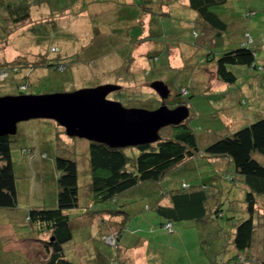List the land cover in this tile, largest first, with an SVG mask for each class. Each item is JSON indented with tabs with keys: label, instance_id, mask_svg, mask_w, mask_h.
Wrapping results in <instances>:
<instances>
[{
	"label": "rangeland",
	"instance_id": "374dc122",
	"mask_svg": "<svg viewBox=\"0 0 264 264\" xmlns=\"http://www.w3.org/2000/svg\"><path fill=\"white\" fill-rule=\"evenodd\" d=\"M62 1H67L68 8L50 10L48 7H36L29 22L64 17L70 23L67 24L69 31L77 34L75 41L63 40V30L58 26L61 23L56 19V22L47 25L50 31L39 26L36 34L31 33L29 40L41 38L43 48L33 46L25 37L29 35L25 24L12 30L9 25L3 28L6 21L0 19V31L3 34L7 32V36L0 39V62L15 59L23 62L17 65V69L8 68L7 74H4L5 69L1 70L0 96L18 94L21 83L29 84L25 85L23 92L32 94L73 91L114 83L140 90L139 101L133 104L153 109L162 102L151 87L154 78H158L170 88L171 93L166 100L169 107L186 105L190 109L188 122L197 134L202 149L264 118V70L260 69L264 65V0H232L224 7L215 8V11L227 16L228 23L231 21L230 30L223 34V45L222 38L216 43L214 32L205 29V24L197 20L188 0H166L170 11L166 12L170 14L162 12L164 10L158 5L160 0H149L148 4H144V0H80L79 4L77 0ZM64 5L60 4L61 7ZM150 5L158 11L147 12L144 23L133 20L138 18L134 16L148 11ZM250 8H256L258 12L247 17L245 14ZM0 11L3 17L2 8ZM246 32L255 38L249 44L257 50L259 68L252 70L248 66L234 65L232 68L238 76L237 81L223 82L216 76L214 62H208L205 54L212 48L217 52L216 56H220L224 51L241 45V38ZM54 44L59 47L58 52H53ZM149 49L155 51H150V54L159 57L149 77L151 82L139 72L148 68V60L152 61V57L145 54ZM126 62L122 72L124 77L118 78V68ZM23 64L29 67H20ZM59 64H62L61 68H57ZM114 92L108 98L122 102V98ZM171 133V128L161 130L162 136H170ZM88 148L87 139L68 136L55 120L40 118L18 124V131L13 136L12 153L20 192L19 203L13 209L0 208V264H44V253L39 252L43 251L40 243L30 241L33 234L26 212L32 207L43 208L54 204L56 182L53 164L56 156L61 154L75 158L79 165L80 205L69 211L75 216L73 238L64 244L66 257L73 264H104V260L98 257L99 252L110 256L111 263L108 264H127L117 257V252L124 253V248L118 249L120 240L128 246L143 243L142 239L138 241L137 235L150 241L146 259L143 255L141 260L135 257L134 264H218L232 255H238L236 249L235 253H230L232 228L248 214L244 202L245 184L232 161L202 152L163 180L164 186L175 188L180 187L183 180L201 184V178H205L210 184L209 192L214 194L211 200L214 209L220 206L224 210V215L217 219L198 223L174 221V226L167 228L159 223L161 218L149 206L156 196L152 193L149 196L148 189L155 188L156 184L145 183L129 191V194L119 195L116 202H95L89 188L91 170ZM254 156L264 164L263 154L256 152ZM257 198V227L251 248L239 253L241 264H260L264 260V195ZM102 208H111L113 212L111 215L101 214V211L92 213ZM123 220L124 229L118 239L117 234L107 237L116 222L119 225Z\"/></svg>",
	"mask_w": 264,
	"mask_h": 264
},
{
	"label": "trees",
	"instance_id": "16d2710c",
	"mask_svg": "<svg viewBox=\"0 0 264 264\" xmlns=\"http://www.w3.org/2000/svg\"><path fill=\"white\" fill-rule=\"evenodd\" d=\"M79 1L77 0L78 4ZM231 1L189 0V5L197 12L200 22L205 24L204 28L214 32L216 43L219 38H222V45L224 43L223 34L227 30H230L231 21L228 23L229 19L226 18L227 16H223L219 11H215V8L224 7ZM66 2L62 0H0V10L2 8L4 12V16L1 17L2 15H0V19L3 18L6 21H4L6 25L2 26L5 28L9 25V29L14 30V27L24 26L25 24L26 32L27 30L29 31V35L25 37L29 40L32 37L31 33L36 34L39 26H43L47 31H50L47 25L51 22H56V19H58L62 25L58 26L63 30V40L75 41L74 37L77 40V34L69 31L67 24L70 23H67L68 20L64 19V17H52L44 21L29 22L31 21L34 8L48 7L50 10H54L58 7L60 10H64L68 8ZM136 2L134 3L136 4ZM61 3L65 4L64 7L60 6ZM145 3L148 4L149 0H144ZM166 4H168L166 0H160L158 5H160V9L164 10L163 7ZM136 6L140 5L137 4ZM154 7L150 5L148 11L144 10L139 16H134L138 18L133 20L138 21V23H144L147 12H151L153 9H155L154 11H158ZM247 11L251 12L250 14L246 12L245 15L247 17H252L257 13L252 10ZM162 12L170 14L166 10ZM151 20L155 19L151 17ZM28 22L29 24H27ZM6 33L3 34L0 31V39L6 37ZM22 34L24 33L22 32ZM40 39L38 37L29 41H31V45L43 48ZM241 40V45L224 51L220 56H216L217 52H214L212 48L205 54L208 62H214L216 76L223 82L235 83L237 81L238 76L232 68L234 65L248 66L252 70L259 68L256 59L257 50L249 44L254 42L255 38L249 32H246ZM232 41L237 43L235 40ZM214 42L212 41V43ZM153 49H149L145 53L146 56L148 54V57H152V61L148 60V68L139 70L140 76L146 78L148 82H151L149 77L153 72V65L156 59L159 58L156 54H150V51ZM52 50L53 52H58L59 47L54 44ZM154 52L152 51V53ZM22 63L20 59H15L11 62H0V74L2 73L1 70L4 69V74H7L6 70L8 68L17 69V65ZM47 64L52 65V63ZM126 65L127 62L118 68V78L124 77L122 76L124 75L122 72L126 68ZM61 66L62 64H59L57 68H61ZM20 67L29 66L23 64ZM30 67L32 66L30 65ZM261 67L260 69L264 70V65ZM125 76L126 78H130L127 75ZM154 80L161 79L154 78ZM131 82H134V80H131ZM25 85L29 86V84L24 83L18 85L19 93H24ZM129 85L135 86V84ZM129 88L127 85L122 86L121 89L114 93L117 97H121L122 102H126L127 106H138L133 103L139 101V96L142 92ZM184 91L187 93L186 89ZM188 118L189 116L180 124L163 127L162 129L166 128V130L171 128L172 133L170 136L161 135V139L155 143L126 148H113L103 143L89 141L88 150L91 170L89 188L95 202H116L119 195L129 194V191L141 187L145 183L156 184L155 188L151 187L148 189L150 191L149 196L150 193L156 196L152 199L153 203L149 206L150 208L152 206L153 210L161 218L160 224L162 226L172 228L174 221L180 220L198 223L202 220L206 221L210 218H216V216L219 218L224 215L222 207L217 206L214 209L211 201L214 194L209 192V182L204 180L205 178H201L203 181L201 184H190L183 180L180 187L172 188L164 186L163 180L167 179V176L180 165L195 158L202 152L209 156L223 157L226 160H230L235 166V171L241 174L242 181L245 184L246 193L244 202L248 216L239 221L234 228L232 243L238 255H232L219 264H241L242 261L239 259V253L247 252L251 248L254 230L257 227L255 218L257 197L264 195V164L254 156L256 152L264 155V118L240 128L232 135L222 137L210 143L204 149L200 148L197 134L190 126ZM12 141L13 136H0V208L13 209L19 203L20 192L17 187L16 164L12 153ZM71 152H75V150ZM53 165L55 167L56 182V194L53 198L55 202L52 206L43 208L32 207L26 212V219L31 226L30 231L33 234L30 241L40 243L43 251L39 252L44 253V264H73V261L66 257L64 244L73 238L75 216L73 217L69 211L78 208L80 205L79 165L75 158L62 154L56 156ZM93 208H90V211ZM100 211L101 214L107 213L110 215L113 212L111 208H102L92 213L96 214ZM78 222L81 223L80 221ZM118 226L117 239L124 229V220L116 227L118 228ZM260 264H264V260Z\"/></svg>",
	"mask_w": 264,
	"mask_h": 264
},
{
	"label": "water",
	"instance_id": "95a60500",
	"mask_svg": "<svg viewBox=\"0 0 264 264\" xmlns=\"http://www.w3.org/2000/svg\"><path fill=\"white\" fill-rule=\"evenodd\" d=\"M121 87L106 83L73 91L1 95L0 136H14L20 122L45 118L58 122L70 137L126 148L158 142L163 127L180 124L190 114L186 105L168 106L171 91L163 80L151 82L162 99L153 109L108 98Z\"/></svg>",
	"mask_w": 264,
	"mask_h": 264
},
{
	"label": "crops",
	"instance_id": "0c3cea01",
	"mask_svg": "<svg viewBox=\"0 0 264 264\" xmlns=\"http://www.w3.org/2000/svg\"><path fill=\"white\" fill-rule=\"evenodd\" d=\"M169 1V0H168ZM189 2V0H188ZM235 7V6H234ZM167 8V9H166ZM164 10L166 11H169L168 7H166V5L164 6L163 8ZM231 9V8H230ZM194 10V9H192ZM250 10L252 11H255V12H258V9L256 8H250ZM195 11V10H194ZM170 12V11H169ZM195 15L197 16V20L199 21V18H198V14L197 12L195 11ZM194 15V16H195ZM151 19V17H150ZM146 20V19H145ZM41 168V167H40ZM218 216H216L217 218ZM103 222H105L103 220ZM160 223V222H159ZM120 224V223H119ZM118 225V222L116 225H114V228H112L111 230V233L110 234H107V237H109L111 234L115 235V234H118L117 230L118 229L116 226ZM112 227V225H111ZM233 231H232V234L231 236L234 238V228H232ZM163 232V231H161ZM137 235V234H135ZM138 236V241H140L141 239L143 240V243L141 244H138V245H135V246H128L126 243L125 245H123V241L120 240V246L118 247V249H121V248H124V253H122L121 251L120 252H117V257H119L120 259H122V261H124V263H127V264H134L133 260L135 259L136 257V260H138V258L140 259V257H142V255L144 256V258L146 259V254H147V248L149 246V239L143 237V236H140V235H137ZM202 239V238H201ZM233 240V239H232ZM203 242V240H202ZM219 248L221 249L222 248V244L220 243L219 245ZM232 250L230 253H235V247H234V244L232 243V246H231ZM98 257L101 259V260H104V264H108V262H110L109 260V257L107 254L105 253H100L98 254ZM44 259V257H43ZM141 260V259H140ZM222 262V261H221ZM221 262H218L221 263Z\"/></svg>",
	"mask_w": 264,
	"mask_h": 264
},
{
	"label": "flooded vegetation",
	"instance_id": "af4514ba",
	"mask_svg": "<svg viewBox=\"0 0 264 264\" xmlns=\"http://www.w3.org/2000/svg\"><path fill=\"white\" fill-rule=\"evenodd\" d=\"M167 100V99H166Z\"/></svg>",
	"mask_w": 264,
	"mask_h": 264
}]
</instances>
